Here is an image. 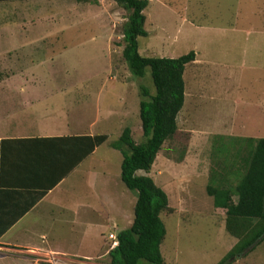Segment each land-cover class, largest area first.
<instances>
[{
	"label": "rangeland",
	"instance_id": "374dc122",
	"mask_svg": "<svg viewBox=\"0 0 264 264\" xmlns=\"http://www.w3.org/2000/svg\"><path fill=\"white\" fill-rule=\"evenodd\" d=\"M236 3L238 0H149L143 10L147 35L138 37L140 54L176 57L194 50L199 57V63L188 64L184 71L185 100L177 116V131L163 143L149 171H137L151 177L168 196L170 209L160 215L166 229L160 244L163 264H219L237 242L225 228L224 210H217L206 192L212 171L222 172L219 163L226 157L230 140L223 136L221 127L225 112L233 106L222 96L221 86L240 84L251 101L253 94L264 98V10L238 3L237 11ZM100 4L108 16L101 21L107 41L101 38L104 35L96 41L89 39V35L100 33L95 21L78 26L60 21L61 27L68 28L54 29L61 35L53 57L50 54L49 60L44 59L32 75L22 71L2 80L45 85L43 93L36 94L42 105L48 103L55 115L66 114L61 117L66 121L73 116V121L88 125L96 119L95 128L107 133L82 171L59 187L64 197L62 190L69 189L70 200L83 203L95 223L88 234L89 226L84 227L83 244L77 241L80 228L73 229L77 236L52 235L76 253L94 252L93 243L104 241L105 220L121 221L115 234L130 226V205H134L136 192L120 178L122 156L111 142L124 127L130 128L135 142L144 140L138 114L140 87L155 93L150 69H145L142 78L137 77L123 60L121 27L127 11L112 0H100ZM39 26L45 29V24ZM63 46L66 48L60 50ZM80 85L87 90H80ZM109 109L112 113L107 116ZM236 112L234 108L233 114ZM113 174L117 184L110 193L114 191L124 207L123 214L117 212L118 217L97 195L104 187L102 179L113 178ZM53 210L51 221L62 225L69 211L55 206ZM65 227L56 230L66 231ZM229 260L230 264H264V240Z\"/></svg>",
	"mask_w": 264,
	"mask_h": 264
},
{
	"label": "crops",
	"instance_id": "0c3cea01",
	"mask_svg": "<svg viewBox=\"0 0 264 264\" xmlns=\"http://www.w3.org/2000/svg\"><path fill=\"white\" fill-rule=\"evenodd\" d=\"M238 3L252 5L256 11L264 10V0H238ZM238 3L237 11L240 9ZM102 18L108 16L100 0H0V264H69L74 260L84 264H109L107 252L112 239L108 234L116 233L114 229L121 222L117 218L105 220V239L93 243L92 248L97 249L94 252L69 251L55 238L58 234L77 236L73 229L80 228L77 241L83 244L86 241L84 227L89 226L88 234L95 226L85 205L78 199L70 200L66 187L62 190L64 197L59 187L81 172L102 144L85 155L84 142L78 137L107 133L95 128L96 119L88 125L73 121V116L66 121L61 118L66 114L55 115L48 103L42 105L36 94L38 91L42 94L45 85L2 81L22 71L32 75L44 59L49 60L50 54H55L54 45L61 34L55 33L54 29L58 26L59 30L68 28V25L61 27L60 21L71 26L95 21L100 33L89 35V39L96 41L104 35L101 38L107 41V35L102 33ZM40 24H45V29ZM43 30L46 31L43 34L34 33ZM63 48L66 46L60 50ZM198 58L196 54L189 64L199 63ZM80 87V90H87L85 85ZM221 87L222 96L233 106L224 114L223 136L264 137V98L258 99L253 94L251 101L244 92L245 86L240 84ZM106 113L108 116L112 111L109 109ZM53 180L59 181L30 205L37 191ZM116 181L115 174L110 179L105 176L100 184L104 187L99 188L97 195L113 209L114 216L117 212L120 216L124 212L121 200L118 203V196L114 191L112 195L110 193ZM53 206L69 211L62 225L51 221ZM132 208L130 205V224ZM60 226H66V231H57Z\"/></svg>",
	"mask_w": 264,
	"mask_h": 264
},
{
	"label": "trees",
	"instance_id": "16d2710c",
	"mask_svg": "<svg viewBox=\"0 0 264 264\" xmlns=\"http://www.w3.org/2000/svg\"><path fill=\"white\" fill-rule=\"evenodd\" d=\"M112 1L127 11L121 27L123 60L134 76L142 78L145 69H150L155 93L140 87L138 114L144 140L135 142L130 128L124 127L111 142L122 156L120 178L136 192V199L132 222L115 234L117 244L109 249L107 257L109 264H163L160 244L166 229L160 215L170 209L168 196L151 177L137 171L148 172L163 143L177 131V116L185 100L184 71L196 54L194 50L176 57L140 54L138 37L147 35L143 10L149 0ZM78 138L83 140V152L88 155L107 135ZM226 150V157L219 163L222 172L212 171L206 185L214 207L224 210L226 230L237 239L219 264H230L231 256L264 240V137L230 138ZM58 181L38 190L30 205Z\"/></svg>",
	"mask_w": 264,
	"mask_h": 264
},
{
	"label": "built area",
	"instance_id": "2783aa9c",
	"mask_svg": "<svg viewBox=\"0 0 264 264\" xmlns=\"http://www.w3.org/2000/svg\"><path fill=\"white\" fill-rule=\"evenodd\" d=\"M108 238L112 239V242H111L110 246L113 247L117 243L115 234L110 232L108 234ZM51 255H52V258H54V255L53 254H51ZM86 259H88V258H86ZM69 264H84V263L82 261H80V260L79 261L78 260H74V261H70Z\"/></svg>",
	"mask_w": 264,
	"mask_h": 264
}]
</instances>
